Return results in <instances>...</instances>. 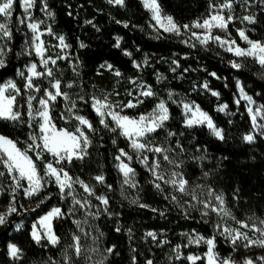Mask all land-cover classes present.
<instances>
[{
    "label": "snow or ice",
    "instance_id": "snow-or-ice-1",
    "mask_svg": "<svg viewBox=\"0 0 264 264\" xmlns=\"http://www.w3.org/2000/svg\"><path fill=\"white\" fill-rule=\"evenodd\" d=\"M107 2L121 8L127 6L126 0H107ZM141 3L151 14L152 22L149 27L157 33L155 39H162L163 34L187 36L180 42L190 49L199 46L207 50L210 44H217L233 55L234 59L228 61L233 69L240 71L245 68L244 61L248 58L264 69V38L253 39L250 36L258 23L256 12L250 11L254 6V0H209L207 13L190 24H181L172 15L166 13L162 0H141ZM255 6L260 8L261 14H264V0H255ZM16 7H19L23 14L15 16L16 25L13 27ZM237 7L243 9L246 14L237 15L235 11ZM37 8L45 18L33 14V10ZM54 15L48 0H0V69L8 66V55L13 51L11 45L15 33L20 32L21 28L27 31L23 33L24 47L16 55L28 58L23 67L16 70V76L22 84L15 79L0 83V121L9 122L13 126L25 125L28 129L25 141L0 132V177L10 182L7 190L8 204L0 209V226L7 225L10 218L14 214L19 215L22 209L35 212L41 205L50 201L53 193L48 189L54 185L59 200L70 201V204L67 210L60 206H52L40 216L32 225L31 239L42 248L60 246L64 237L58 235L54 228V221L60 219L70 220L76 231L70 233L71 242L61 249V259L49 258L41 264H82V262L111 264L109 257L119 255L118 247L116 244L103 247L101 238L104 233L96 225L90 224L89 218L95 221L102 215L109 217L118 215L112 213L109 208L112 200L109 193L114 191L113 185L107 183L103 165L100 164L97 165V174L87 179L83 178L84 168L90 166V149L93 147L94 139L103 130L114 136L123 137L127 141L126 148L130 150L118 147L116 138L111 140L112 145L117 146L113 160L115 169L122 176L119 185L121 197L140 208L158 212L160 216L165 215V211L141 202L140 184L136 179L137 170L133 167L135 160L151 175L152 179L149 181L151 186L162 194L166 201L182 210L185 218H190L192 211L199 212L201 220L206 223L209 222L208 218L211 215L217 217L213 223L212 236L206 237L195 229L190 233H182L187 243L172 247L171 252L166 254V264L172 261L181 264L184 261L188 264H197V262L199 264H264V255L249 254L238 261L232 256L221 257L216 251L219 237L228 241L233 251L237 247L264 249V218L253 214L246 219H238L223 191H217L211 184L193 186L190 183L184 171L185 161L178 158L186 149L180 139L175 140L174 147L168 144L171 138L184 136V132L177 133L167 129V122L173 119L170 105L174 104L181 109L182 126L185 130L206 128L216 139L226 141L228 138L226 129L216 122L212 114L186 94L180 95L169 90L165 99L158 94L153 85L143 81L139 75L128 78V83L132 87L126 89V95L130 97L126 101L118 99L120 93L115 91L101 90L98 94L87 93L84 91L83 83L78 79L65 82L58 61H68L77 78L80 76L78 69L82 66V61L77 57L76 62L73 63L70 55L66 53L65 50L71 48L66 36L57 33L52 24L48 23ZM68 15L71 16L72 12H68ZM84 23L93 24V21L86 20ZM116 23H122L125 28L129 27L127 21H116ZM237 23L241 26L235 27ZM230 26L235 28L236 36L232 35ZM93 27L96 26L93 24ZM96 30L99 31V28ZM217 31L223 35L215 34ZM46 37H54L57 43H51ZM114 39L113 47L121 48L123 37L116 36ZM238 40L246 47H242ZM79 47L86 48L87 45L80 42ZM55 49L60 51L54 53ZM123 54L129 58L133 56V53L127 49L123 50ZM183 58L187 59V56ZM131 62L139 73L144 66L149 65V58L145 56L142 62L135 59ZM180 67L179 59L170 61L171 72L175 73ZM102 70L116 77L117 84L120 82L119 78L123 77L120 69L107 61L97 68L96 74L102 75ZM189 71L195 69L183 68L181 78L183 73ZM208 75L217 80L221 79L216 72ZM260 76L264 79V71ZM155 79L159 84L167 77L156 71ZM235 86L237 92L233 96V103L236 105V111H231L229 104L223 102L217 104L216 112L226 116H236L243 106L250 121V128L243 133L241 139L247 144H254L257 139H264V104L257 103L254 97L260 94L250 95L246 90L247 85L239 78H235ZM74 87L81 89L76 93L75 99L68 91ZM197 89L206 91L220 100V92L214 90L208 80L199 84L193 83V91ZM147 98H154L156 101L150 111L135 116L126 114V110L141 107ZM61 101L63 103L60 105V111L56 112L55 109ZM81 105L91 108L98 118L99 127L88 116L81 114ZM61 123L67 126H58ZM227 123L232 124L233 121L229 119ZM160 132L166 133L163 142L151 139L154 134L159 135ZM20 144L24 146H18ZM196 150L200 151L198 147ZM194 159L200 160L204 157H194ZM226 159L227 157H222L221 161ZM78 162L80 173L73 174V167ZM220 166L218 162L217 171ZM202 174L207 178L210 172L205 171ZM165 185L171 189L167 194H165ZM101 188L106 191H100ZM128 189L137 190L136 195L130 198L126 195ZM5 191L3 185H0V194ZM20 193L25 199H33L41 195L43 198L39 199L36 208L24 209L17 198ZM261 198L264 199V195ZM240 199V189L233 188L232 200L239 202ZM93 200L97 203H93ZM78 213H83V219L75 218ZM228 220L239 227H233L227 223ZM84 225L88 226V231L85 230ZM15 228L19 230L22 225L16 224ZM121 230L119 226L115 228L116 232ZM93 232L96 234L93 235ZM250 232L253 235H250ZM128 233L131 241L132 229H128ZM148 238H151L157 247L169 244L166 239H158V234L154 230L144 234V239ZM88 239H91V244L86 243ZM201 244L207 246V251L202 256L195 253L185 255L181 251L182 248ZM131 251L135 253L131 257V264H140V254L137 249L132 248ZM24 255V249L18 244H7V256L12 261H22ZM144 264H156V262L153 258H145Z\"/></svg>",
    "mask_w": 264,
    "mask_h": 264
},
{
    "label": "trees",
    "instance_id": "trees-1",
    "mask_svg": "<svg viewBox=\"0 0 264 264\" xmlns=\"http://www.w3.org/2000/svg\"><path fill=\"white\" fill-rule=\"evenodd\" d=\"M51 10L54 12L52 26L54 30L66 36L67 43L71 45L68 50L72 62H76V58L82 61L79 67L80 76H74L68 61H58L59 68L64 73V80L67 82L71 79H78L84 85V91L87 93L102 90L104 92H119L118 99H130L126 95V89L132 87L128 83L129 77L139 75L143 81L153 85L158 94L167 98L169 90L180 95H187L190 99L195 100L201 107L213 115L216 122L228 133L226 141H220L210 135L206 128H196L185 130L182 126L181 109L176 105H170L172 120L167 122V129L173 132H184V136L179 135L171 138L168 144L175 146L176 139H180L186 151L180 153L178 158L183 159L184 171L186 178L190 183L201 185L211 184L217 191L225 193L226 200L232 207L234 214L238 219H246L248 216L255 214L264 218V139H257L254 144L245 143L241 137L243 133L249 130L250 121L243 106L240 107L236 116H226L223 113L216 112L218 103L227 102L231 111H236V105L233 103V96L237 92L235 86V78H239L245 85L249 94L259 93L254 98L260 104H264V79H261L260 73L264 71L251 58L244 61L245 68L240 71L233 69L228 61L234 59L231 53L224 51L217 44H210L207 50L202 47L190 49L180 41L184 39L182 36L177 37L173 34H163L162 39H155L157 35L152 28L150 13L143 7L141 0H126V7L110 5L107 0H48ZM209 0H162V4L166 13L172 15L179 23H190L207 13ZM251 11L256 12L258 23L255 25V31L250 33L251 38H264V14H261L260 8L252 7ZM68 12H72L69 16ZM22 10L16 7L14 12L13 27L16 25L15 16L21 15ZM92 20L93 24H85L84 21ZM116 21H127L129 27L125 28L122 23ZM237 23L235 27H240ZM251 27V26H249ZM99 28V31L96 30ZM233 36H236L235 28L230 26ZM27 31L21 28L20 32H16L13 43L11 45L13 51L8 55V66L0 69V83L8 79H17L16 70L22 68L28 58L25 56H17L16 53L21 52L24 45L23 33ZM123 37L122 47H113L115 43L114 37ZM83 42L86 48H80L79 43ZM127 49L133 53L132 58L125 56L123 50ZM139 49V50H137ZM187 59H184V56ZM147 56L149 65L144 66L141 72L132 65V59L142 62ZM179 59L181 67L175 73L170 71V61ZM105 61L119 68L123 73V77L117 78L110 72L102 70V75H97V68ZM195 69L181 73L183 68ZM206 69V71H205ZM163 73L166 80L157 84L155 72ZM216 72L221 79L217 80L208 75V73ZM226 78V79H225ZM204 80L210 82V86L220 92V100L211 96L208 92L197 89L193 91V83L199 84ZM22 84V82H20ZM227 84V87H225ZM46 86V85H45ZM76 98V93L81 91L80 87H74L68 90ZM178 98V97H174ZM154 98H147L145 103L137 108L126 110V114L135 116L141 112L150 111L155 104ZM61 101L56 112L60 111ZM243 105V102H242ZM83 115L91 119L96 126L98 118L92 112L90 107L80 106ZM26 118V117H25ZM231 119L232 124L227 121ZM58 126L65 127L67 125L61 123ZM0 132L10 135L12 138H18L21 141L27 140L28 129L25 125L13 126L6 121H0ZM166 136L165 132L159 135H153L151 139L157 142H163ZM195 137V139H193ZM117 139V146L126 148L127 141L123 137L114 136L110 132L101 131L99 136L94 139L93 147L90 149L91 156L89 158V167L84 168L83 178L97 174V165H103L107 183L113 185L114 191L109 193L112 197L110 203V211L114 214L111 217L102 215L98 220L93 221L89 218V223L96 225L100 231L104 233L101 238L102 246L107 247L116 244L119 255L111 256L109 260L111 264H131V257L135 255L131 251L136 248L140 254V264H144L145 258H153L156 264H166L167 255L171 252V248L176 244L187 243L182 233H190L195 229L200 234L208 237L213 235V223L215 216L208 218L209 222L201 220L199 212L192 211L190 218H185L182 210L172 205L164 199V196L157 192L151 186L149 181L152 179L147 170L138 163H134L137 170L136 179L139 181L141 202L148 203L161 211H165L164 216L154 213L149 209H143L137 205H133L128 199H124L120 195L121 174L115 169L113 156L117 146L112 145L111 140ZM23 147V144L18 145ZM197 147L200 151H197ZM127 149V148H126ZM31 154V153H30ZM194 157H204V159H194ZM222 157H227L222 160ZM218 162L221 164L217 171ZM208 171L210 175L205 178L203 172ZM80 173L79 162L73 167V174ZM9 181L0 177V185L5 188V193L0 195V209L8 204V188ZM78 187V186H77ZM166 193L171 191L168 186H164ZM240 189L241 199L239 202L232 200L233 188ZM48 191L53 193V198L41 205L35 212L21 210L20 214H14L7 225L0 226V264H41L49 258L53 260L61 259V249L67 243H70V233L76 231L75 226L70 220H55L54 228L57 234L64 237L62 244L56 248H42L34 243L30 233L33 223L42 215H44L52 206H60L67 210L70 201H60L55 186H51ZM100 191H106L101 188ZM137 192V191H136ZM126 192L130 198L136 195ZM45 195L47 192L44 193ZM18 200L23 204L24 209L36 208L39 199L43 195L33 199H25L23 194H18ZM93 203H97L93 200ZM16 224H21L22 228L17 230ZM119 226L122 230L116 232L115 228ZM88 231V226L84 225ZM128 229H132V239L129 240ZM154 230L158 234V239L168 240V245H157L151 241V238L144 239V234ZM96 233L93 232V235ZM16 243L24 249L25 255L22 261H12L7 256V244ZM91 244V239L86 241ZM181 251L187 255L195 253L203 255L207 251V246L201 244L199 246L191 245L188 248H182ZM216 251L221 257L232 256L236 260H243L247 255L254 256L264 255V249L251 248L244 249L237 247L232 250L231 244L223 237L218 238ZM83 264V262H82ZM168 264H181L178 261L168 262ZM183 264H188L184 261ZM199 264V262H197Z\"/></svg>",
    "mask_w": 264,
    "mask_h": 264
},
{
    "label": "rangeland",
    "instance_id": "rangeland-1",
    "mask_svg": "<svg viewBox=\"0 0 264 264\" xmlns=\"http://www.w3.org/2000/svg\"><path fill=\"white\" fill-rule=\"evenodd\" d=\"M252 9V8H251ZM251 9H250V11H251ZM236 14L237 15H243V14H246L245 12H244V10L243 9H241V8H239V7H237L236 8ZM23 13H21V15H22ZM33 14L36 16V17H39V18H45V17H43V14L39 11V9L37 8V9H34L33 10ZM150 16H151V14H150ZM52 21H53V18L52 19H49L48 20V23H50V24H52ZM152 22V21H151ZM191 23V22H190ZM189 23V24H190ZM181 24H184V23H181ZM197 31H199V30H197ZM215 34H219V35H223V33H220V32H215ZM184 39H186L187 38V36H182ZM46 39L47 40H49L51 43H53V44H55V43H57V41L55 40V38L54 37H46ZM238 43H240L241 44V46L242 47H246V45L242 42V41H239L238 40ZM23 47H24V45H23ZM68 50L69 49H67V50H65L66 51V53L68 54ZM60 51V49H55L54 50V53L55 52H59ZM53 53V54H54ZM62 54H64V53H62ZM34 58V57H33ZM15 80H17L18 82H22V81H20V79H19V77H17V79H15ZM258 103V102H257ZM258 104H260V103H258ZM129 115V114H128ZM126 150H129V149H126ZM130 151V150H129ZM149 155H151V154H149ZM135 163V160H134V162H133V164ZM133 167H134V165H133ZM193 186L194 185H197L196 183H191ZM126 188H127V186H125ZM137 190H134V189H128L127 190V193L129 194L130 193V195L131 194H134V192H136ZM1 195V194H0ZM95 209H93V211H94ZM43 216V215H42ZM212 216H215L214 214L212 215ZM216 217V216H215ZM75 218H77V219H83V213H78L77 214V216L75 217ZM39 219V218H38ZM38 219L34 222V223H36L37 221H38ZM216 219H217V217H216ZM33 223V224H34ZM227 223H229V224H231L233 227H239V225H236L233 221H231V220H228L227 221ZM38 227H39V225H37ZM245 231H247V230H245ZM250 235H253V233H249ZM202 256V255H201Z\"/></svg>",
    "mask_w": 264,
    "mask_h": 264
}]
</instances>
